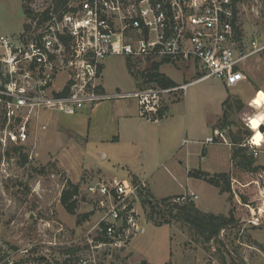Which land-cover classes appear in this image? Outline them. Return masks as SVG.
Instances as JSON below:
<instances>
[{
    "label": "rangeland",
    "instance_id": "rangeland-1",
    "mask_svg": "<svg viewBox=\"0 0 264 264\" xmlns=\"http://www.w3.org/2000/svg\"><path fill=\"white\" fill-rule=\"evenodd\" d=\"M29 3L0 0V35L17 40L28 28L30 32L24 10ZM239 23L244 48L253 50L255 41L263 45L264 0L240 1ZM4 56L0 47V84L8 75ZM103 65L102 82L108 92L164 88L147 81L153 69L149 63L111 55ZM243 67L247 79L237 86L228 87L223 80L210 77L185 90L161 93L158 99L165 115L157 121L141 116L134 96L105 100L76 115L41 109L30 118L25 141L17 137L21 119H10L7 105L0 100V264H68L66 250L80 251L75 240L95 215L81 195L86 186L108 176L129 175L134 180L147 179L157 195L185 193L172 195L180 196V203L190 196L187 192L194 191L199 196L195 204L203 211L233 214L236 219L217 237L207 239L192 224L165 213L171 207L169 200L162 203L149 190L150 203L142 200L147 231L122 253L130 262L264 264V170L251 173L235 168L232 161L231 192L188 175L191 169L211 174L227 171L231 149L237 146L231 135L244 140L254 133L245 120L256 116L264 102V49L251 55ZM159 70L178 78L179 84L200 75L191 63L160 64ZM63 82L59 76L54 88H61ZM230 97L233 106L228 108V120L222 122ZM239 100L245 104L241 110ZM216 126L230 144L204 143ZM184 138L188 142L182 144ZM262 149L255 165H264ZM68 180L79 186L75 213L61 202ZM153 204H157L155 209ZM89 212L84 219L82 215Z\"/></svg>",
    "mask_w": 264,
    "mask_h": 264
},
{
    "label": "built area",
    "instance_id": "built-area-1",
    "mask_svg": "<svg viewBox=\"0 0 264 264\" xmlns=\"http://www.w3.org/2000/svg\"><path fill=\"white\" fill-rule=\"evenodd\" d=\"M28 10L30 32L28 28L17 40L0 35L5 53L2 59L8 66L6 81L0 84V100L7 105L10 119L22 120L16 130L22 141L28 139L30 118L44 108L76 115L105 100L134 96L141 116L158 120L161 93L185 90L210 77L223 80L228 87L237 86L247 79L245 61L264 49V44L257 46L256 41L253 50L244 48L239 2L235 0H32ZM111 55L149 64L191 63L200 75L168 88L108 92L102 82L103 60ZM59 76L64 82L55 89ZM254 136L240 145L258 156L264 137L257 144ZM187 142L184 138L183 144ZM204 143L230 144L219 128ZM147 191L149 184L144 178L89 183L81 195L95 215L76 238L80 251L68 253V264H148L122 256L132 241L147 231L141 197ZM197 197L190 193V199ZM180 200V196L173 198L169 205Z\"/></svg>",
    "mask_w": 264,
    "mask_h": 264
},
{
    "label": "trees",
    "instance_id": "trees-1",
    "mask_svg": "<svg viewBox=\"0 0 264 264\" xmlns=\"http://www.w3.org/2000/svg\"><path fill=\"white\" fill-rule=\"evenodd\" d=\"M26 1H32V0H26ZM57 2H63L65 0H56ZM236 2H240L242 0H235ZM25 13L27 16L30 15V11L25 8ZM160 64L158 62L152 63V70L148 74L147 81L149 82H156L160 86L164 88L173 87L179 85L174 79L166 75L165 73L160 72ZM1 86V85H0ZM68 90H63L61 94L67 93ZM233 99L230 97L225 102L224 107V116L223 119L228 120L229 117V109L233 106L232 103ZM229 106V107H228ZM245 104L243 101L239 100L238 110H241L244 108ZM229 108V109H228ZM165 115L164 109H161L159 112V118H163ZM221 122V120H220ZM216 126L215 128H217ZM251 131L247 130V134H250ZM233 142L236 147L233 148L232 153V161L235 166V168H241L245 171H249L251 173L257 172L258 170L262 169L264 170V165H255L256 163V157L252 154V152L247 148L246 146L240 145L243 143V138L236 135H231ZM232 171L230 172H218L215 174H211V172L205 171L203 169H191L189 171V176L202 178L209 182L210 184L220 187L222 191H232V182H231V176ZM148 193V191H147ZM147 193L142 192L141 197L142 200L146 203H150V199L146 198L148 196ZM79 186L78 184L73 183L71 180L67 181V184L64 186V189L61 194V202L66 208V210L70 213H75L76 208L78 206L79 202ZM173 198H176L175 196H167L161 198L162 203L166 202L167 200H171ZM153 201V200H152ZM161 203V202H160ZM159 203V204H160ZM161 203V204H162ZM154 209L157 207V204H153ZM170 210L165 211V213H169L172 215V217H178L181 220H184L190 224H192L198 232L202 233L206 236L207 239H212L217 237L223 228L231 225L236 221L234 218V215L231 214L230 217L215 214L213 212H206L201 209H199L195 201L193 199H190L188 197L187 200H185L182 203H175L173 205H170ZM175 210V212H173ZM92 212L85 213L82 215L84 219H87ZM82 221V220H80ZM70 250H66V253H69Z\"/></svg>",
    "mask_w": 264,
    "mask_h": 264
},
{
    "label": "bare ground",
    "instance_id": "bare-ground-1",
    "mask_svg": "<svg viewBox=\"0 0 264 264\" xmlns=\"http://www.w3.org/2000/svg\"><path fill=\"white\" fill-rule=\"evenodd\" d=\"M258 115V117H256ZM253 117L248 118L245 120L250 124V126L254 130V142L257 144L261 143L262 138L264 137L262 127H263V119H264V102H261L258 113Z\"/></svg>",
    "mask_w": 264,
    "mask_h": 264
},
{
    "label": "crops",
    "instance_id": "crops-1",
    "mask_svg": "<svg viewBox=\"0 0 264 264\" xmlns=\"http://www.w3.org/2000/svg\"><path fill=\"white\" fill-rule=\"evenodd\" d=\"M170 75V74H169ZM172 76V75H171ZM173 77V79H175L176 81H177V83L179 84L180 82L178 81L179 79L178 78H176V77H174V76H172ZM157 121V120H156ZM116 136V135H115ZM182 144H183V142H182ZM185 144V143H184ZM232 153H233V150L231 149V153H230V158H229V160H230V165H229V168H228V170L227 171H223V172H229V171H231V170H233L232 169ZM204 156H206V155H203L202 157H204ZM264 163V162H263ZM133 174H135V175H137L136 173H133ZM188 175H189V171H188ZM138 176V175H137ZM128 177H130V175L128 176ZM191 177V176H190ZM108 178L109 179H114V178H117L116 176H108ZM121 178H126V177H121ZM145 179V178H144ZM148 181V180H147ZM148 184H149V182H148ZM217 188V187H216ZM149 190H150V192L155 196V197H157V198H163V197H167V196H172V195H174V194H185V193H173V194H168V195H157L153 190H152V187H151V185H149ZM192 192H194V191H191V192H187V193H189V195H190V193H192ZM195 194H197L196 192H194ZM198 195V194H197ZM199 197V196H198ZM197 197V198H198ZM196 200V199H195ZM197 201V200H196ZM197 206L200 208V209H202V210H205V209H203L201 206H199V204H197ZM207 211V210H206ZM132 244H133V241H132ZM131 244V245H132ZM132 249V248H131ZM140 260H144V259H140ZM146 260H148V259H146ZM150 263V262H149ZM154 264V263H153Z\"/></svg>",
    "mask_w": 264,
    "mask_h": 264
}]
</instances>
